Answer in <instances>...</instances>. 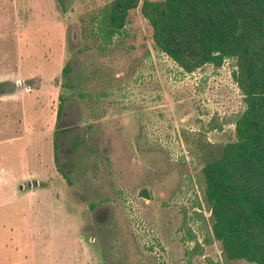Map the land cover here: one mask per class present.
<instances>
[{"label":"rangeland","instance_id":"rangeland-1","mask_svg":"<svg viewBox=\"0 0 264 264\" xmlns=\"http://www.w3.org/2000/svg\"><path fill=\"white\" fill-rule=\"evenodd\" d=\"M113 1L0 0V264H251L202 173L245 108L235 61L183 71L143 0L106 39Z\"/></svg>","mask_w":264,"mask_h":264},{"label":"trees","instance_id":"trees-1","mask_svg":"<svg viewBox=\"0 0 264 264\" xmlns=\"http://www.w3.org/2000/svg\"><path fill=\"white\" fill-rule=\"evenodd\" d=\"M138 6L139 0L110 3L101 17L104 37L120 31ZM140 13L154 46L183 71L235 61L232 79L245 108L235 140L202 169L205 196L225 259L264 264V0H143Z\"/></svg>","mask_w":264,"mask_h":264}]
</instances>
